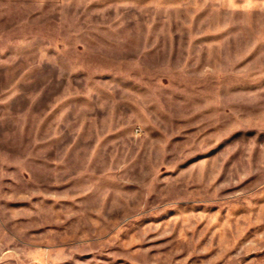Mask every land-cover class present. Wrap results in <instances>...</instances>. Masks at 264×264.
<instances>
[{
  "label": "rangeland",
  "instance_id": "1",
  "mask_svg": "<svg viewBox=\"0 0 264 264\" xmlns=\"http://www.w3.org/2000/svg\"><path fill=\"white\" fill-rule=\"evenodd\" d=\"M0 264H264V0H0Z\"/></svg>",
  "mask_w": 264,
  "mask_h": 264
}]
</instances>
